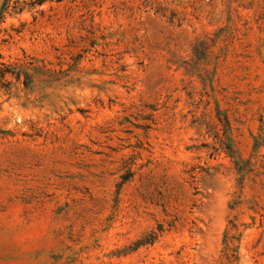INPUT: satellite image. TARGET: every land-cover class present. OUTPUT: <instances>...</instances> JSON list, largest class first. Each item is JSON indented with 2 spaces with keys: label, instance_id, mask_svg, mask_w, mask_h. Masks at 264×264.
<instances>
[{
  "label": "rangeland",
  "instance_id": "374dc122",
  "mask_svg": "<svg viewBox=\"0 0 264 264\" xmlns=\"http://www.w3.org/2000/svg\"><path fill=\"white\" fill-rule=\"evenodd\" d=\"M0 62V264H264V0H0Z\"/></svg>",
  "mask_w": 264,
  "mask_h": 264
},
{
  "label": "trees",
  "instance_id": "16d2710c",
  "mask_svg": "<svg viewBox=\"0 0 264 264\" xmlns=\"http://www.w3.org/2000/svg\"><path fill=\"white\" fill-rule=\"evenodd\" d=\"M8 73H12V71L8 67V64L5 62H0V88L3 87L5 82H7L6 75ZM15 77L18 80L20 78V74H15Z\"/></svg>",
  "mask_w": 264,
  "mask_h": 264
}]
</instances>
